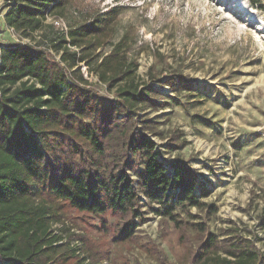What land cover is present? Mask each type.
Masks as SVG:
<instances>
[{
    "label": "trees",
    "instance_id": "trees-1",
    "mask_svg": "<svg viewBox=\"0 0 264 264\" xmlns=\"http://www.w3.org/2000/svg\"><path fill=\"white\" fill-rule=\"evenodd\" d=\"M70 3L9 0L4 23L31 37L42 33L47 16L63 15ZM118 14L112 7L66 30L50 24L39 44H0V264H84L69 245L71 235L63 238L51 228L63 224L66 207L129 216L119 232L128 239L140 223L139 195L156 215L176 224L178 208L204 205L209 192L195 172L179 159L163 160L148 136L161 134L155 120L140 112L160 109L163 94L137 81L124 37L110 44ZM105 45L108 52H96ZM81 63L113 92L112 100L89 88ZM149 80L171 89L179 85L173 78ZM223 242L209 234L196 264H264V254L245 241ZM89 255L90 264H97Z\"/></svg>",
    "mask_w": 264,
    "mask_h": 264
},
{
    "label": "rangeland",
    "instance_id": "rangeland-1",
    "mask_svg": "<svg viewBox=\"0 0 264 264\" xmlns=\"http://www.w3.org/2000/svg\"><path fill=\"white\" fill-rule=\"evenodd\" d=\"M5 4L0 0V44H39L51 23L20 37L4 23ZM112 7L119 14L110 44L124 37L137 81L163 94L160 109L140 112L161 134L149 138L163 160L185 162L209 194L199 208H178L177 224L156 215L139 195L141 219H134L140 223L128 239L119 232L129 216L68 207L53 233L71 235L69 245L84 264L89 254L97 264H196L209 234L221 244L243 240L264 254V0H71L54 17L67 27ZM79 68L97 96L114 98L84 64ZM149 76L179 85L171 89Z\"/></svg>",
    "mask_w": 264,
    "mask_h": 264
},
{
    "label": "built area",
    "instance_id": "built-area-1",
    "mask_svg": "<svg viewBox=\"0 0 264 264\" xmlns=\"http://www.w3.org/2000/svg\"><path fill=\"white\" fill-rule=\"evenodd\" d=\"M9 0H6V3H8ZM46 21H49L51 24H53L56 28H59L61 30H66L67 27L65 25V22L60 17H54V16H47ZM10 32L15 34V31L12 28H9Z\"/></svg>",
    "mask_w": 264,
    "mask_h": 264
}]
</instances>
